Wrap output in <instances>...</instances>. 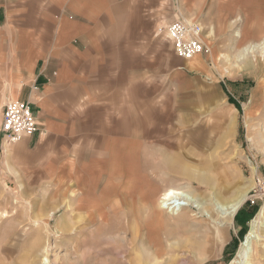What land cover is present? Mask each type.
<instances>
[{
  "label": "rangeland",
  "instance_id": "obj_1",
  "mask_svg": "<svg viewBox=\"0 0 264 264\" xmlns=\"http://www.w3.org/2000/svg\"><path fill=\"white\" fill-rule=\"evenodd\" d=\"M135 6L136 18L123 22L121 43L113 45L97 78L113 79L118 87L114 105L104 111L106 130L92 132L99 139L77 147L87 167L79 211L70 176L74 146L61 171L56 157L41 161L35 143L7 144L0 122V213L7 214L0 220V264H232L264 208V59L258 50L243 62L235 59L264 45V0H138ZM177 19L203 29L206 52L189 70L166 35ZM230 64L240 68L229 70ZM241 67L240 75L226 76ZM232 120L234 136L228 138ZM153 130L154 137L144 133ZM130 133L143 145L171 146L153 150V162L141 159L136 174L123 179L121 210L88 212L98 200L108 205L111 181L100 168ZM88 151L93 155L82 157ZM246 186L254 188L230 221L215 217L226 236L222 241L210 240L217 227L207 213L190 206L172 219L178 208L162 204L171 188L188 197L177 203L199 197L209 205L226 187L235 193ZM261 236L255 235L250 249L253 264H264V230Z\"/></svg>",
  "mask_w": 264,
  "mask_h": 264
},
{
  "label": "crops",
  "instance_id": "obj_2",
  "mask_svg": "<svg viewBox=\"0 0 264 264\" xmlns=\"http://www.w3.org/2000/svg\"><path fill=\"white\" fill-rule=\"evenodd\" d=\"M137 3L138 0H0V122L8 101L30 103L39 132L21 142L26 141L28 146L35 143L43 163L56 157L61 171L69 149L74 146L70 176L75 212L82 206L78 194L81 175L87 170L79 161L78 148L99 139L91 136L92 132H105L104 111L114 105L112 94L118 89L113 79L97 78L110 63L113 45L121 43L123 22L136 18ZM193 62L187 61L185 67L191 69ZM242 71L226 76L232 79ZM234 126L232 120L226 130L228 138L234 136ZM137 127L136 118L133 130ZM144 133L154 137L158 131ZM130 135V140L112 151L106 168H100L111 181L112 197L102 199H107L108 205L101 207L98 200L88 212L121 210L123 179L130 180L132 173L136 174L141 159L153 162L157 157L152 155L153 150L171 146L166 141H161L162 147L143 145L131 140ZM80 153L82 157L93 155L91 151ZM4 213H0V220L6 219ZM90 234L96 236L95 231Z\"/></svg>",
  "mask_w": 264,
  "mask_h": 264
},
{
  "label": "bare ground",
  "instance_id": "obj_3",
  "mask_svg": "<svg viewBox=\"0 0 264 264\" xmlns=\"http://www.w3.org/2000/svg\"><path fill=\"white\" fill-rule=\"evenodd\" d=\"M256 37V36H254ZM260 51V59H264V45H262L260 48H256V47H251V48H246L241 54H239V56H237L235 59L239 62H241L242 60L245 59L246 54L247 53H254L257 51ZM249 55V54H248ZM200 56H197L196 58H194L191 61H194L195 59H197ZM255 58V56H254ZM221 59H225L226 62L228 61V58L223 55L221 56ZM243 62V61H242ZM258 63V61H256ZM255 62V63H256ZM242 64V63H241ZM259 66V65H258ZM240 66H232V64L229 65V70L231 68H237ZM257 67V66H256ZM242 68V67H241ZM243 69V68H242ZM230 129V127H229ZM228 129V130H229ZM232 132V131H230ZM232 134V133H231ZM231 134H228L231 135ZM234 135V133H233ZM232 135V136H233ZM226 137H227V133H226ZM254 142V141H253ZM219 180V179H218ZM229 182V181H228ZM253 186H246L243 188H239L235 193H231L229 188L226 187L225 189H223L221 192H219L220 194H215V198H212L211 200V204L209 205H205L199 197H194L195 199H189L190 202L182 204V203H177V199H187L188 197L184 196L183 193H180L177 189L171 188L165 191V193L162 195V204H166L169 206H175L178 208V212H173L172 214V219H175L176 217H180V213H182V211H184V209L188 208V207H192L194 209H196V211H200L203 213H207L208 217L217 228H215V230H217V232L214 230L210 235V240L213 238H217L219 241H222L221 238H223V240H225V234L222 233L219 230V226H221V223H228V221H230V219L235 215V213L237 212V210L239 209V207L241 206V204L244 202V200H246V197H248L247 195L251 192V190L253 189ZM213 192V190H212ZM211 206L213 208H211ZM161 206H158V209L160 210ZM188 211L193 212L192 210L188 209ZM218 214V216H220L222 222H218V220H215L216 215ZM4 216H7L6 213H4ZM170 219V218H169ZM161 221V220H160ZM148 228V227H147ZM264 230V208L262 209V211L260 212L259 216L252 222V227L251 230L249 231L246 239H245V243L242 244L239 253L237 254L235 260L232 262V264H253L254 261V256L253 253L254 251L251 250V246L253 245V239L255 237V235H258V238L262 241V231ZM147 231V230H146ZM153 229L152 227L148 228V232L147 235H150L149 232H152ZM140 233V232H139ZM138 231L137 234H135V239L138 237ZM131 242V241H130ZM159 242V241H158ZM156 240H153L154 244L158 243ZM152 243V242H151ZM159 245H155V247H158ZM162 249V247H161ZM153 252L154 254L158 255V253H160V249L159 248H153ZM87 257V256H86ZM185 264V263H184Z\"/></svg>",
  "mask_w": 264,
  "mask_h": 264
},
{
  "label": "built area",
  "instance_id": "obj_4",
  "mask_svg": "<svg viewBox=\"0 0 264 264\" xmlns=\"http://www.w3.org/2000/svg\"><path fill=\"white\" fill-rule=\"evenodd\" d=\"M168 40L172 43L178 58L191 61L206 52L203 43V29L196 23L177 19L166 28ZM39 132L37 117L28 102L8 101L3 110L1 133L3 140L15 145Z\"/></svg>",
  "mask_w": 264,
  "mask_h": 264
}]
</instances>
